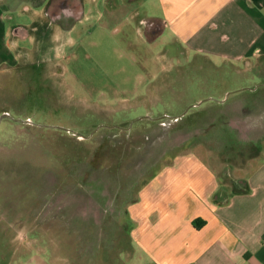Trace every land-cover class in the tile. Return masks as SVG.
I'll use <instances>...</instances> for the list:
<instances>
[{
    "label": "rangeland",
    "instance_id": "rangeland-1",
    "mask_svg": "<svg viewBox=\"0 0 264 264\" xmlns=\"http://www.w3.org/2000/svg\"><path fill=\"white\" fill-rule=\"evenodd\" d=\"M135 3L142 15L158 13L153 0ZM128 22L62 49L56 64L13 62L0 45V115L13 118L0 122V264L33 248L83 259L122 247L128 205L175 153H196L202 143L217 150L221 167H240L259 151L264 90L250 98L251 113L217 112L228 123L209 127L210 99L249 87L251 72L235 76L168 32L148 43ZM258 121L263 128L246 127Z\"/></svg>",
    "mask_w": 264,
    "mask_h": 264
},
{
    "label": "crops",
    "instance_id": "crops-1",
    "mask_svg": "<svg viewBox=\"0 0 264 264\" xmlns=\"http://www.w3.org/2000/svg\"><path fill=\"white\" fill-rule=\"evenodd\" d=\"M136 1L0 0V45L14 52L13 62L56 64L62 49L109 27H130V17L148 43L168 32L174 43L209 62L213 57L229 65L235 76L252 73L249 87H230L210 99V128L228 123L217 120V112L251 113L250 98L264 90L257 84L264 67V0H153L158 13L152 17L138 13ZM151 24L155 32L147 30ZM260 122L246 127L263 128ZM259 140V151L240 167L226 161L221 167L217 150L202 143L193 144L196 153L168 158L128 205L122 247L95 249L83 259L68 256L65 248L60 257L56 247L33 248L19 251L11 264H264V135Z\"/></svg>",
    "mask_w": 264,
    "mask_h": 264
},
{
    "label": "water",
    "instance_id": "water-1",
    "mask_svg": "<svg viewBox=\"0 0 264 264\" xmlns=\"http://www.w3.org/2000/svg\"><path fill=\"white\" fill-rule=\"evenodd\" d=\"M3 119H13L9 114L7 113H3L0 115V122L3 120ZM53 128H59V129H62V130H65L67 132H69L68 129H65V128H62V127H53Z\"/></svg>",
    "mask_w": 264,
    "mask_h": 264
},
{
    "label": "flooded vegetation",
    "instance_id": "flooded-vegetation-1",
    "mask_svg": "<svg viewBox=\"0 0 264 264\" xmlns=\"http://www.w3.org/2000/svg\"><path fill=\"white\" fill-rule=\"evenodd\" d=\"M158 27H156L155 25L151 24L149 26H147V30L151 31V32H155L157 30Z\"/></svg>",
    "mask_w": 264,
    "mask_h": 264
}]
</instances>
